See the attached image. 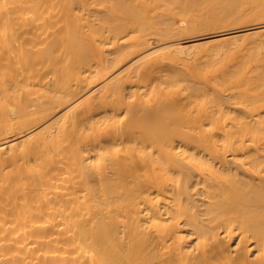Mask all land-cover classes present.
Listing matches in <instances>:
<instances>
[{"label":"bare ground","instance_id":"bare-ground-1","mask_svg":"<svg viewBox=\"0 0 264 264\" xmlns=\"http://www.w3.org/2000/svg\"><path fill=\"white\" fill-rule=\"evenodd\" d=\"M0 264H264V0H0Z\"/></svg>","mask_w":264,"mask_h":264},{"label":"rangeland","instance_id":"rangeland-1","mask_svg":"<svg viewBox=\"0 0 264 264\" xmlns=\"http://www.w3.org/2000/svg\"><path fill=\"white\" fill-rule=\"evenodd\" d=\"M156 77H159V76L156 75ZM157 80H158V79H157Z\"/></svg>","mask_w":264,"mask_h":264}]
</instances>
